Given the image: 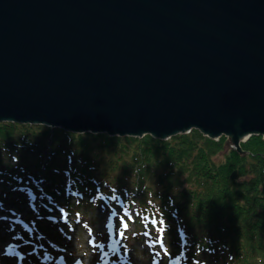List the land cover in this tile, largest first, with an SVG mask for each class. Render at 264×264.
I'll list each match as a JSON object with an SVG mask.
<instances>
[{
  "label": "water",
  "instance_id": "1",
  "mask_svg": "<svg viewBox=\"0 0 264 264\" xmlns=\"http://www.w3.org/2000/svg\"><path fill=\"white\" fill-rule=\"evenodd\" d=\"M0 122L264 140V0H0Z\"/></svg>",
  "mask_w": 264,
  "mask_h": 264
},
{
  "label": "trees",
  "instance_id": "2",
  "mask_svg": "<svg viewBox=\"0 0 264 264\" xmlns=\"http://www.w3.org/2000/svg\"><path fill=\"white\" fill-rule=\"evenodd\" d=\"M241 146L247 155L198 130L159 140L0 122V207L23 205L26 189L41 198L27 205L39 231L18 246L60 237L62 226L87 228L95 211L116 212L128 226L123 215L134 207L133 239L164 243V263L264 264V140Z\"/></svg>",
  "mask_w": 264,
  "mask_h": 264
},
{
  "label": "rangeland",
  "instance_id": "3",
  "mask_svg": "<svg viewBox=\"0 0 264 264\" xmlns=\"http://www.w3.org/2000/svg\"><path fill=\"white\" fill-rule=\"evenodd\" d=\"M222 156L223 153L219 154L218 158ZM0 188L7 189L2 188L1 184ZM29 193L27 189L22 191L24 209L19 207V205L23 206L22 204L15 201L11 204L6 202L0 207V264H167L163 262L166 259L163 251L168 248L164 243H151L150 246L144 239L142 241L133 239L132 234L138 227L135 223L134 207L129 214L123 215L130 218V225L127 227L124 218L116 212L105 210L96 213L95 211L91 217L87 215L90 220L89 228L71 229L72 234H67L65 226H62L58 228L60 237L43 238L28 245L30 247H25L23 244L18 246L17 240L23 239L22 236L33 235L30 230L39 231L37 225L36 228L32 225L33 215H29L27 211L31 207L37 208L41 198L36 200L33 196L28 197ZM28 204L31 207H27ZM131 218H134V221ZM60 220L64 223L69 222L62 215ZM120 227L124 229L118 232ZM24 231L29 232L24 233ZM139 233L141 236L145 235L143 231ZM27 239L28 237L25 238ZM146 244L149 245L147 248ZM22 247L24 250L22 251L26 254H22ZM172 264H177V261Z\"/></svg>",
  "mask_w": 264,
  "mask_h": 264
},
{
  "label": "snow or ice",
  "instance_id": "4",
  "mask_svg": "<svg viewBox=\"0 0 264 264\" xmlns=\"http://www.w3.org/2000/svg\"><path fill=\"white\" fill-rule=\"evenodd\" d=\"M125 227H127V225H125Z\"/></svg>",
  "mask_w": 264,
  "mask_h": 264
},
{
  "label": "bare ground",
  "instance_id": "5",
  "mask_svg": "<svg viewBox=\"0 0 264 264\" xmlns=\"http://www.w3.org/2000/svg\"><path fill=\"white\" fill-rule=\"evenodd\" d=\"M67 264V263H66Z\"/></svg>",
  "mask_w": 264,
  "mask_h": 264
}]
</instances>
